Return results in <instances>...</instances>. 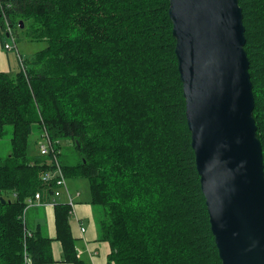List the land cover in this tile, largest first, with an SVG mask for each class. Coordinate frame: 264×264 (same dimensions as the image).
<instances>
[{"label":"trees","instance_id":"1","mask_svg":"<svg viewBox=\"0 0 264 264\" xmlns=\"http://www.w3.org/2000/svg\"><path fill=\"white\" fill-rule=\"evenodd\" d=\"M264 157V0H239ZM169 0H0V35L19 17L46 48L0 73V264H56L43 226L29 230L27 200L52 199L51 160L29 154L34 128L78 152L62 166L88 181L102 215L108 264H223L192 147ZM21 27V23H19ZM10 37V36H9ZM22 57V56H21ZM43 129V130H42ZM3 198L6 202L3 204ZM70 207L55 206L60 263L79 258Z\"/></svg>","mask_w":264,"mask_h":264},{"label":"water","instance_id":"2","mask_svg":"<svg viewBox=\"0 0 264 264\" xmlns=\"http://www.w3.org/2000/svg\"><path fill=\"white\" fill-rule=\"evenodd\" d=\"M169 2L189 132L220 258L264 264V157L242 8L239 0Z\"/></svg>","mask_w":264,"mask_h":264},{"label":"crops","instance_id":"3","mask_svg":"<svg viewBox=\"0 0 264 264\" xmlns=\"http://www.w3.org/2000/svg\"><path fill=\"white\" fill-rule=\"evenodd\" d=\"M8 43V41H7ZM6 50L3 46L0 35V73L20 70V52ZM24 52V51H23ZM78 179H68V186L75 203L70 217V226L73 237L76 239V247L80 259L87 264H108V257L111 253V246L108 242L100 239L99 220L102 212L92 206L91 194L89 198H83L80 189L72 188L71 182ZM79 193V194H78ZM78 194V195H77ZM52 199H42L40 205L33 206L30 210L33 230L43 226L47 236L53 239L52 247L56 264L62 259V244L56 240L55 207L49 206ZM68 196L65 193L58 200L59 203H66ZM32 230V231H33Z\"/></svg>","mask_w":264,"mask_h":264},{"label":"rangeland","instance_id":"4","mask_svg":"<svg viewBox=\"0 0 264 264\" xmlns=\"http://www.w3.org/2000/svg\"><path fill=\"white\" fill-rule=\"evenodd\" d=\"M22 20H20L19 17H14L13 18V26L11 27L13 30V35L12 37H9L6 41H8V44L12 46L13 52L15 53L20 52L21 54L24 55L26 58H30L35 53H38L42 50H44L47 46L45 42L42 41H32L31 39V29H30V22L25 21L24 22V27L21 28L19 26V23H21ZM9 31V30H8ZM12 51V50H11ZM24 51V52H23ZM21 56V55H20ZM21 63L24 64L23 57H21ZM18 72V69L9 72L10 75H15ZM43 130V129H42ZM45 130V129H44ZM43 130V131H44ZM46 131V130H45ZM47 132V131H46ZM48 134V133H47ZM10 137H11V129H8V134L6 135V138L4 137L3 139L0 140V156L2 158H6V156H10L11 153V143H10ZM41 141V132L40 130L35 127L34 132L31 135L30 143H29V154L30 155H36L38 154V146L39 142ZM59 149L62 151L61 156H60V162L62 165L67 166V165H74L78 162L79 155L78 152L76 151V148L72 141L67 138H63L59 140ZM72 188L75 189H80V193L83 194V198H89L90 196V189H89V184L87 180L83 179H78V181H72L71 182ZM33 207H29L28 210L26 211L25 214V219L27 226L29 230H33V226L31 223V215H30V210ZM98 209V208H96ZM99 210V209H98ZM78 252V251H77ZM79 256V254H78ZM80 258V256H79Z\"/></svg>","mask_w":264,"mask_h":264},{"label":"built area","instance_id":"5","mask_svg":"<svg viewBox=\"0 0 264 264\" xmlns=\"http://www.w3.org/2000/svg\"><path fill=\"white\" fill-rule=\"evenodd\" d=\"M7 25H8L7 26L8 30H9L8 34L10 37H12L13 30L9 26V24ZM5 49L10 50V51L13 50L12 46H10L8 43L5 45ZM19 58H20V63H21L22 62L21 56ZM21 67L22 68L24 67L23 63H21ZM49 137L50 136L47 134L45 130L41 131V141L39 142L38 153L42 157L49 158L51 160V163L49 166L52 167L50 168V170H48L42 175V182L45 184H55V187H56L54 189V193H52L53 194L52 201L49 206L55 207L59 203L58 200L65 193V195L68 196V201L65 204L70 207V210H71L70 215H71L72 213H74L73 208H74L75 203L69 191L68 178L66 177L63 171V168H62L63 165L60 162V156L62 152L59 149L60 143L59 141H53ZM42 199H43V195L41 193H38L35 195V197L28 199L27 200V205H28L27 210L29 207L40 205L42 202ZM28 264L30 263L28 262Z\"/></svg>","mask_w":264,"mask_h":264}]
</instances>
